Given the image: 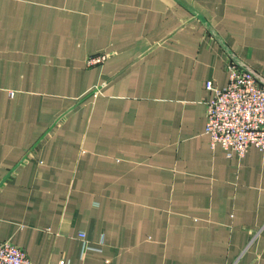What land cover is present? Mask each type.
<instances>
[{
    "label": "crops",
    "instance_id": "0c3cea01",
    "mask_svg": "<svg viewBox=\"0 0 264 264\" xmlns=\"http://www.w3.org/2000/svg\"><path fill=\"white\" fill-rule=\"evenodd\" d=\"M230 62L264 83V0H0V241L35 264H264V152L205 134Z\"/></svg>",
    "mask_w": 264,
    "mask_h": 264
},
{
    "label": "built area",
    "instance_id": "2783aa9c",
    "mask_svg": "<svg viewBox=\"0 0 264 264\" xmlns=\"http://www.w3.org/2000/svg\"><path fill=\"white\" fill-rule=\"evenodd\" d=\"M105 55L89 57L87 67L102 64ZM229 82L218 87L206 83L211 98L206 102L205 134L212 149L221 147L229 158H243L254 147L264 152V86L254 74L230 62ZM79 237L86 239L85 233ZM0 264H35L27 252L10 241H0Z\"/></svg>",
    "mask_w": 264,
    "mask_h": 264
},
{
    "label": "water",
    "instance_id": "95a60500",
    "mask_svg": "<svg viewBox=\"0 0 264 264\" xmlns=\"http://www.w3.org/2000/svg\"><path fill=\"white\" fill-rule=\"evenodd\" d=\"M243 68H245V67H243ZM246 69V68H245ZM246 70H248V69H246ZM249 71V70H248ZM250 72V71H249ZM252 74H254L253 72H251ZM255 75V74H254ZM255 77L257 78V80L264 86V83H262L261 81H260V79L255 75Z\"/></svg>",
    "mask_w": 264,
    "mask_h": 264
}]
</instances>
